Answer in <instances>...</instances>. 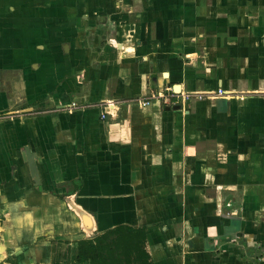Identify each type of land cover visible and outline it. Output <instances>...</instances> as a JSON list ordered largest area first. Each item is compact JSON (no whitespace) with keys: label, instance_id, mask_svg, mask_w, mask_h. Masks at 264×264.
<instances>
[{"label":"crops","instance_id":"obj_1","mask_svg":"<svg viewBox=\"0 0 264 264\" xmlns=\"http://www.w3.org/2000/svg\"><path fill=\"white\" fill-rule=\"evenodd\" d=\"M101 237L264 264V0H0V264Z\"/></svg>","mask_w":264,"mask_h":264},{"label":"trees","instance_id":"obj_2","mask_svg":"<svg viewBox=\"0 0 264 264\" xmlns=\"http://www.w3.org/2000/svg\"><path fill=\"white\" fill-rule=\"evenodd\" d=\"M104 238L100 239H92V240H84L79 242V254H78V261L79 262H86L89 261L91 264H107L109 260L113 258V251L111 247H109L108 256L103 254L104 247L102 246V241ZM128 240L120 239L117 245H124V248L127 249ZM127 255V254H126Z\"/></svg>","mask_w":264,"mask_h":264},{"label":"built area","instance_id":"obj_3","mask_svg":"<svg viewBox=\"0 0 264 264\" xmlns=\"http://www.w3.org/2000/svg\"><path fill=\"white\" fill-rule=\"evenodd\" d=\"M220 93H222V91H220ZM182 97H184L185 99H190V98H193V97H196L194 96L193 94H183ZM198 98H201L200 95H197ZM149 104V103H147ZM103 118H105V115H103Z\"/></svg>","mask_w":264,"mask_h":264}]
</instances>
